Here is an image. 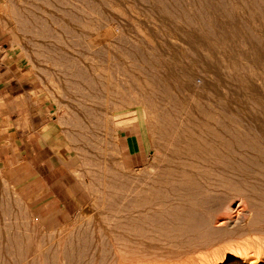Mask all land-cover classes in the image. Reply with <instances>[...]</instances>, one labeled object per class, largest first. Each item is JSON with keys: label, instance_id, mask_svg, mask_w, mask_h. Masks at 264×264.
Segmentation results:
<instances>
[{"label": "rangeland", "instance_id": "rangeland-1", "mask_svg": "<svg viewBox=\"0 0 264 264\" xmlns=\"http://www.w3.org/2000/svg\"><path fill=\"white\" fill-rule=\"evenodd\" d=\"M248 4L252 10L264 11V0H0V75L17 81V96L22 94L17 98V107L23 105L24 90L32 88L33 111L46 112L50 118L59 119L73 139L75 151L92 181L89 212L63 225H48L32 215L16 187L0 171V264L19 261L40 264L36 250L43 246L46 264H94L88 233L100 209L103 206L122 209L117 204L128 201L124 196L129 188H135L134 180L144 179L147 172L155 171L157 164L163 167L166 164L163 154L169 135L162 109H170L183 99L184 95L177 89L179 75L183 69L196 68L183 40H190L188 36L192 34L199 39L213 37L223 44L224 40L237 42V37H248L257 46L260 39L255 25L242 10ZM262 16L255 18L258 23L264 22ZM184 21L188 26L181 29ZM260 47L264 50L263 45ZM231 49L224 50L227 55L224 58L232 67L233 60L229 58L235 50ZM215 50L217 46L209 57L213 61L215 56L219 59L222 72H231ZM243 50L247 52V47ZM235 79V85L242 90L240 78ZM149 83L153 90L146 93V102L157 101L158 116H142L151 146L144 164L131 168L123 155L122 136L127 127L135 131V116L117 113L143 110L141 86ZM222 91L217 88L216 95L221 97ZM208 94H204L205 108L215 113L216 97ZM257 102L250 106L256 108ZM232 127L239 129V124ZM224 129L229 131L228 127ZM118 142L120 150L116 147ZM258 143L250 140L247 148L236 145L234 150L239 148L241 176H256L264 181V151ZM254 182L259 188V182ZM190 192L193 194L194 190L189 187L184 194L190 195ZM229 193L231 188L227 184L217 195L201 191L196 203L192 205L188 200L178 208L183 213H194L195 229L191 228L192 224L176 223L180 221L179 214L176 215L177 208L172 206L177 200L170 193V209L166 208V215L158 214V242L149 241L144 247H125L129 254L120 257L119 264H187L188 258L197 255L188 252L191 242L197 244L206 238L205 231L199 230L201 227L196 229L203 224L207 227L211 224L210 231L219 226L216 238L222 232L219 243L216 241L204 251L223 252L219 264H264V234L245 232L241 222L250 223L251 219H247L250 209L239 197L230 200ZM255 198L264 215V193L255 190ZM263 215L253 225L254 229L264 228ZM183 218L190 221V217ZM59 238L66 243L81 238L85 246L64 259L55 245ZM30 244H34L35 253L29 255L27 245Z\"/></svg>", "mask_w": 264, "mask_h": 264}, {"label": "bare ground", "instance_id": "bare-ground-1", "mask_svg": "<svg viewBox=\"0 0 264 264\" xmlns=\"http://www.w3.org/2000/svg\"><path fill=\"white\" fill-rule=\"evenodd\" d=\"M251 8L248 4V7H243L242 10L248 14L246 17H249L255 25L257 37L261 41V44H259V41L257 42L259 44L257 46L248 37H237V42L224 40L223 44L217 39H213V37L212 39L210 37L208 39L204 37L199 39L192 34L188 36L190 40H183L184 44L188 46L186 47L189 50L188 54L191 56L196 68L188 67L187 69H183L180 73L181 75H179L180 86L177 89L184 95L183 99L175 102V105L170 109L166 107L162 109V117L165 119L169 135L165 145L166 151L163 154V163L166 164H164V167L162 165L158 166L157 164L155 171L147 172L144 179H133L134 182L132 184H134L135 188H129L124 196V199L128 201H122V203L117 204V206H122V209L114 210L101 206L102 208L98 212V217L93 220L91 227L89 225L90 229L88 233L92 262L94 264H119L121 263L120 257L129 254L125 247H138L139 245L144 247L149 241H156L157 243L158 214H165L166 208H169L170 193H173L175 200H177V203L175 202L176 204L172 206L177 208V213L175 211L176 215L179 214L180 221H176V223L186 226L197 221H193L195 215L192 216L194 214L192 211H184L185 213H183L178 208L183 207L188 200H191L192 205L196 203V199L200 196L201 191H205L207 194L208 192H212L217 195L223 191L226 184L230 185V200L233 198H237L236 200H238L239 197L247 208L250 209L248 212L249 216H246L247 219H251V221L249 219L250 223L241 222V224L243 223L245 232L247 231V234H264V228H253V225L260 221L259 218L263 215L259 209L261 206H258L257 199L255 198V190H260L264 193V183L262 184L264 181L259 180L256 176L249 177V175H245L244 178L241 176V166L238 164L239 157L237 158V155L240 154L238 151L239 148L234 150L236 145L247 148L246 145L249 144L250 140H255L259 142V146L264 151V50L260 47L261 45L264 46V22L258 23L255 19L259 15H264V11L259 12L256 11L257 9L252 10ZM142 15L146 16L145 13H142ZM152 20L150 19V21ZM262 20H264V16H262ZM185 25L186 23L181 29H186L188 24L187 26ZM216 46L218 47V50H215L216 53L222 55L221 57L226 61L225 67L227 69L230 68L231 72H222L218 64L220 63L219 59L215 56V61H213L212 56L209 57V54H212L210 51L214 50ZM243 47H247V52L243 50ZM229 48L235 50L233 56H231L232 58H229L233 60V62L231 61L232 67L229 66L231 64L227 61L228 59L224 58L227 56L224 50ZM206 52L209 53L205 54ZM236 76L240 78L241 87L244 90L238 89L235 85ZM141 87L144 93V97L141 100L145 105L143 110L136 108L128 109V111L140 117L147 115L158 116L157 101L156 103L154 101L146 102L148 100L145 98L146 93L153 90L152 84L149 83ZM217 88L223 90L221 97L216 95ZM205 93H209L208 95L213 93L211 95H214V98L216 97L214 102L217 106V112L212 113L205 108ZM114 97L116 98V95ZM254 101H259V103L257 102L258 106L256 108L250 106ZM207 103L210 105V102ZM116 107L118 108V106ZM117 108L115 109L116 111L118 110ZM236 124H239V129L232 127L234 125L236 126ZM227 127L229 129L228 132L224 129ZM262 171L264 170L262 169ZM257 175L259 176V174ZM254 181L259 182V188L256 187L257 183ZM189 187L194 192L193 194L190 192V195H185L184 192ZM158 208L161 209L158 211ZM244 213L246 214V212ZM182 216L190 217V221L187 219L183 221L185 218ZM223 223L221 222L219 224ZM195 225L191 228L195 229ZM232 225L234 226L236 224L231 223ZM209 226L212 225L209 224ZM209 226L207 227L203 224L196 228L201 227L199 230L205 231V239H201L197 244L191 242V245V239L187 241V244L191 246L187 245L189 246L188 252L197 253L196 256L188 258L186 261L187 264H219L224 255L223 252H213L212 250L210 251L213 253L204 252L213 247L216 241L218 244L220 236H222L221 232V235L216 238L219 234V226H215L212 229L213 231L208 230ZM212 235L215 236L212 237ZM62 240L63 238H59L55 245L58 246L61 256L64 255V259L69 258L78 248L82 250L85 246L81 238H75L74 241L72 239V241H67V243ZM33 247L34 244L27 245L29 255L35 253ZM44 247L36 250V254L40 257V264H46L45 260H43ZM154 247H156L155 244ZM229 247H232V245ZM11 264H20V261Z\"/></svg>", "mask_w": 264, "mask_h": 264}, {"label": "crops", "instance_id": "crops-1", "mask_svg": "<svg viewBox=\"0 0 264 264\" xmlns=\"http://www.w3.org/2000/svg\"><path fill=\"white\" fill-rule=\"evenodd\" d=\"M5 77L0 75L1 173L16 187L32 215L45 224L63 225L87 214L92 181L73 139L58 118L33 111L32 88L24 90L23 105L17 107L22 95L17 96V81ZM121 113L130 112L117 114ZM133 115L135 131L125 128L122 150L127 166L136 168L144 164L151 140L143 118ZM116 147L120 148L119 142Z\"/></svg>", "mask_w": 264, "mask_h": 264}]
</instances>
